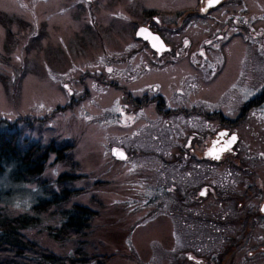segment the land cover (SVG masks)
<instances>
[{"label":"rangeland","instance_id":"obj_1","mask_svg":"<svg viewBox=\"0 0 264 264\" xmlns=\"http://www.w3.org/2000/svg\"><path fill=\"white\" fill-rule=\"evenodd\" d=\"M135 1L140 7L146 2ZM90 2L0 0V128L7 122L17 128V141L22 150L33 144L43 152L53 142H56L55 148L64 146L65 149L62 150L63 160H58L55 152L50 153L42 171V180L51 181V185L47 182L40 187L37 182L15 183L9 170L0 174V207L12 216L26 213L36 216L37 221L25 232L30 239L54 253L74 256L78 246L84 244V250L98 258L88 260L86 264H198L194 257L224 264L223 255H229L230 262L233 251L220 247L216 228L214 233H209L195 221L186 228L180 218L170 215V211L165 210L167 207L161 206L172 204L177 188L179 191L180 183L185 180L172 171L159 169L160 166L168 167L163 165L170 157L168 148L175 143L185 145L183 114L170 116L171 113H162L157 107L148 109L147 104L141 107L135 101L144 98L145 91H151L146 86L141 89L143 84H169L173 86L169 92L172 96L166 99L177 107L190 93L189 84L194 79L199 77V82H207L210 78L213 83H218V77L204 72L200 77L189 66L172 77L174 72L135 75L137 77L133 79L122 72L111 76L104 70L105 60H98L94 55L105 53L103 59L107 58L113 28L96 26L93 34L86 29L89 25L84 21L90 12ZM154 3L165 8L173 6L168 0H154ZM101 10L96 19L107 21ZM175 10L183 11L184 5L176 6ZM9 23L10 27L4 26ZM20 23L25 28L27 25L36 28L35 37L29 39ZM207 23L199 22L193 27L192 48L199 47L203 38L208 39L211 35ZM117 24L121 25L120 22ZM11 26L14 32H21L18 39L21 41L17 42H24L22 47L26 56L17 53L20 50L14 49L15 44L7 37ZM234 32L231 30L230 34ZM128 42L132 40L124 37L121 46ZM231 51L226 48L222 54L231 56L230 64L233 65L236 62ZM124 59L132 60L125 56ZM139 64L144 67L147 63L139 60ZM237 67L239 70L243 65ZM227 75L235 78V70L230 67ZM135 86L138 90L133 88ZM223 89L225 86L213 87V93H222ZM111 107L119 109L114 117L109 111ZM175 109L174 112L179 107ZM143 113L145 117L141 116ZM182 113H185L183 109ZM159 114L162 115L158 117ZM170 117L175 122H168ZM116 148L128 153L127 160L115 157L113 151ZM164 172L172 177H163ZM66 173L75 176L64 182L74 191L71 197L64 206H51L46 212L35 214L32 206L48 197L45 191L49 186L51 191L60 192L63 185L58 187L56 182ZM78 204L98 212L90 229L72 238L53 236L50 228L62 227V210ZM196 227L200 229L196 230L197 234L194 233ZM195 242L202 248L195 249L198 245ZM240 258L236 257L235 263H239ZM247 261L240 264H249Z\"/></svg>","mask_w":264,"mask_h":264},{"label":"flooded vegetation","instance_id":"obj_2","mask_svg":"<svg viewBox=\"0 0 264 264\" xmlns=\"http://www.w3.org/2000/svg\"><path fill=\"white\" fill-rule=\"evenodd\" d=\"M144 1L147 4L141 7L135 0H105V3L91 0L88 4L94 21L97 12L103 9L108 20L97 23L113 28L107 58L103 59L105 53L94 55L105 60L104 70L111 76L122 72L133 79L135 75L157 72H174L172 77L189 66L200 77L203 72L211 73L219 80L213 83L210 78L207 82H199V77L194 79L189 84L191 96L189 93L178 104L176 112L177 107L173 106L177 104L166 99L172 96L169 92L173 86L169 84H143L141 89L146 86L151 91L135 100L141 107L145 104L148 109L157 107L162 113H171L170 116L183 114L186 123L185 145L173 144L167 149L170 157L163 162L174 175L185 180L179 191L177 188L172 204L161 206L180 218L186 228L194 221L209 233L216 228L220 247L233 251L230 262L229 255H223L224 264L247 261L243 259H249V264H264V0H215L212 7L208 6L209 0H184L179 4L177 0H168L173 3L171 8L158 6L154 0ZM180 4L184 10L176 11ZM205 21L211 35L208 39L204 37L199 47L192 48V29ZM140 29H146L149 35H141ZM231 30L234 34H230ZM153 35L161 40L156 47L150 40ZM126 36L132 42L122 47L121 41ZM161 44L163 48L158 50ZM226 48L233 49L236 62L233 65L231 56L222 54ZM124 56L132 60H125ZM139 60L147 64L140 67ZM238 64L243 65L239 70ZM230 67L235 70V78L227 75ZM217 86H225L222 93H213V87ZM133 88L138 90V86ZM109 111L111 116L116 115L112 107ZM121 116L126 117L123 113ZM167 119L175 122L174 118ZM233 136L235 141L227 150L220 151ZM214 144L219 158L209 154ZM166 168L159 167L163 171ZM166 176L172 177L164 172L163 177ZM202 206L209 210H203ZM195 244H198L195 249L202 248ZM239 256L240 262L235 263ZM194 258L198 264H204L202 261L222 264L218 260L210 263Z\"/></svg>","mask_w":264,"mask_h":264},{"label":"trees","instance_id":"obj_3","mask_svg":"<svg viewBox=\"0 0 264 264\" xmlns=\"http://www.w3.org/2000/svg\"><path fill=\"white\" fill-rule=\"evenodd\" d=\"M2 15L4 16L3 13ZM86 23L89 25L86 29H90L91 33L97 28L96 26H103L102 22H100L101 24L97 23V19L94 21L91 12L88 13L87 19L84 21V24ZM11 24H13V20ZM20 24L23 25L22 23ZM4 26L10 27V23ZM12 27L9 32L10 37L6 35V32L5 35L3 34V37L7 36L10 38V42L15 44L14 49L20 50L17 53L21 56H26L24 54L26 50L22 47L25 46L24 42H17L21 41L18 40L20 37L19 33L21 32H14ZM23 28H25V25H23ZM25 29L29 39L35 37L36 33L34 32L36 28L27 25ZM3 30L6 31L5 28ZM20 55L18 56L22 58ZM0 122H2L1 119ZM18 133V129L8 122L4 127L0 128V174L9 170L11 178L15 183L30 184L37 182L40 187L46 185L44 183L47 182L51 185V181L42 180V171L45 170L50 153L55 152L58 160L64 159V146L55 148L56 142H53L41 152L37 150L38 146L31 144L28 149L22 150L17 141ZM71 179H75V176L68 173L58 178L56 182L57 186L63 185L60 192H56V189L51 191L50 186L47 187L45 193L48 197L41 198L32 206L35 214L46 212V209H49L51 206H64L74 193L73 189L64 184V182H68ZM62 213L64 218L62 227L50 228V233L59 239L72 238L85 233V231L90 229L92 221L98 212L89 206L78 204L73 208H64ZM36 221L37 217L34 215L26 213L12 216L5 211V208L0 207V264H86L88 260L98 259L97 256H92L84 250V244L78 246L76 249L77 255L74 256L60 255L54 253L49 248L43 247L38 242L30 239L25 232Z\"/></svg>","mask_w":264,"mask_h":264},{"label":"snow or ice","instance_id":"obj_4","mask_svg":"<svg viewBox=\"0 0 264 264\" xmlns=\"http://www.w3.org/2000/svg\"><path fill=\"white\" fill-rule=\"evenodd\" d=\"M214 3H215V0H209V4H208V6H209V7H212V6L214 5ZM140 34H141V35H146V36L149 35V34L147 33V30H146V29H140ZM152 40H153L154 42H158L159 38L153 36V37H152ZM156 46H157V44H156V43H153V47H156ZM162 48H163V45L161 44V45H160V48H158V50H160V49H162ZM109 71H111V70L109 69ZM115 111H119V109L117 108V109H115ZM225 135H227V134H226V133H221V136H225ZM235 139H236V137L233 136L229 141H227L225 147L222 148V149H220V151H225V150H227V146L230 145L232 142H234ZM209 154H210V155H216V158H219L218 154L216 153V145H215V144L213 145V149H212V151H210ZM116 155L120 156V158H124L122 152H117ZM201 195H204V193L202 192Z\"/></svg>","mask_w":264,"mask_h":264},{"label":"water","instance_id":"obj_5","mask_svg":"<svg viewBox=\"0 0 264 264\" xmlns=\"http://www.w3.org/2000/svg\"><path fill=\"white\" fill-rule=\"evenodd\" d=\"M153 36H154V37H157V36H155V35H153ZM153 36H152V37H153ZM150 40H151V43H152V45H153V43H156V44H157V43H158V44H160V43H161V40H160V39L158 40V42H154V41L152 40V38H150ZM157 46H158V45H157ZM117 152H122V153H123V156H124V158H126V157H127V154H126V152H124L123 150H117V149H115V150H114V154L116 155V153H117ZM117 156H118V155H117ZM118 157H120V156H118Z\"/></svg>","mask_w":264,"mask_h":264}]
</instances>
